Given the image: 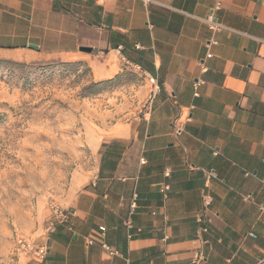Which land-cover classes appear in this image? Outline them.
I'll use <instances>...</instances> for the list:
<instances>
[{
    "label": "crops",
    "instance_id": "1",
    "mask_svg": "<svg viewBox=\"0 0 264 264\" xmlns=\"http://www.w3.org/2000/svg\"><path fill=\"white\" fill-rule=\"evenodd\" d=\"M210 12L224 29L208 28ZM29 44L65 59L91 47L97 77L115 57L158 89L137 123L111 126L91 148L93 166L69 188L68 223L45 233L42 261L23 264H257L264 0H0V48Z\"/></svg>",
    "mask_w": 264,
    "mask_h": 264
},
{
    "label": "rangeland",
    "instance_id": "2",
    "mask_svg": "<svg viewBox=\"0 0 264 264\" xmlns=\"http://www.w3.org/2000/svg\"><path fill=\"white\" fill-rule=\"evenodd\" d=\"M77 54L0 48V264H23L15 232L40 244L50 204L69 211L71 184L93 166L91 148L148 109L152 85L142 72L111 57L99 78L92 51Z\"/></svg>",
    "mask_w": 264,
    "mask_h": 264
},
{
    "label": "built area",
    "instance_id": "3",
    "mask_svg": "<svg viewBox=\"0 0 264 264\" xmlns=\"http://www.w3.org/2000/svg\"><path fill=\"white\" fill-rule=\"evenodd\" d=\"M146 1V0H144ZM219 7V3L216 4L215 8ZM205 23L207 24L208 28L210 30L213 31H218L221 29H224L225 27L220 24L216 18L212 15V12H210L204 19ZM211 43H216V41H211ZM207 56H210V54H207ZM202 70H205V68H202ZM148 81L151 83L152 85V92L149 95V99H151L153 97L154 94V90L158 89V83L156 81V79L152 76H146ZM202 84L201 80H197L194 83V94L197 95V90L198 87ZM175 132L177 134L180 133L181 128L179 125L175 124ZM141 163H144V160L141 159L140 160ZM168 175V173H166ZM211 175V173H210ZM169 189V186L166 184L163 186L162 192H165ZM245 199H248V196L245 197ZM135 201H136V196L134 195L133 201L131 203L132 207H135ZM211 203V199L209 196L205 195L203 196V205L205 208H208L210 206ZM49 212H50V216L47 219V225L45 228V232L46 233H50L53 232L54 229L56 228L57 225L60 224H66L68 223L69 217H70V212L67 211L66 209L61 208L56 202H52L49 206ZM209 220V217H208ZM203 231H206L205 228L202 229ZM105 232V228L104 227H100L99 228V243L100 246L102 247V249H104L105 251L108 252L109 255H113L116 253V251L111 248L110 246H108L105 242H103V240L101 239L104 235ZM252 237H255L254 234H251ZM94 240H96L95 237H91L87 240L88 244H92L94 242ZM14 242L17 248V251L20 252L21 254H23L24 256H26L27 258H30L32 260H36V261H42L45 257V254L47 252V247L43 244H38L35 242V240L24 236L23 234L19 233V232H15V236H14ZM264 263V254L263 256L259 257L257 260V264H262Z\"/></svg>",
    "mask_w": 264,
    "mask_h": 264
},
{
    "label": "water",
    "instance_id": "4",
    "mask_svg": "<svg viewBox=\"0 0 264 264\" xmlns=\"http://www.w3.org/2000/svg\"><path fill=\"white\" fill-rule=\"evenodd\" d=\"M29 48H32V49H38V46L37 45H33V44H29L28 45ZM79 51H82V52H91L92 51V48L91 47H88V46H80L78 48Z\"/></svg>",
    "mask_w": 264,
    "mask_h": 264
}]
</instances>
